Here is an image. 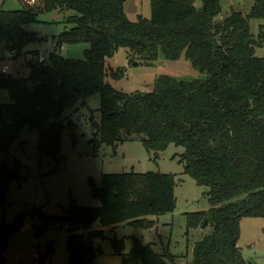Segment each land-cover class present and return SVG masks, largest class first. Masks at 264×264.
Instances as JSON below:
<instances>
[{"label":"trees","instance_id":"1","mask_svg":"<svg viewBox=\"0 0 264 264\" xmlns=\"http://www.w3.org/2000/svg\"><path fill=\"white\" fill-rule=\"evenodd\" d=\"M125 2L41 0L34 6L0 9V44L18 56L38 39L25 25L36 22L41 13L72 11L65 21L71 27L55 36L45 62L29 60L27 76L0 70V89L9 96V102L0 103V205H6L9 182L19 178V172L12 174L19 161L9 165L8 158L22 128L37 129V149L59 166L65 128L71 130L73 144L76 141L73 121L62 119L64 110L78 102L85 106L99 95L100 118H89L94 147L115 145L135 133L155 155L170 144L182 146L179 162L184 172L209 187V209L187 213L186 228L197 229L207 220L213 230L195 243L193 258L186 264H247L238 246L240 221L264 217V57L255 55L264 36L257 42L249 23L250 18L264 19V0H254L246 15L231 10L223 18L221 0H150V16L140 14L135 21L128 18ZM83 42L88 44L83 58L59 52L63 44ZM120 47L147 63L160 54L168 60L184 56L206 77L160 75L151 90L123 92L106 79V60ZM89 182L100 205L71 203L62 215L46 214L42 207L29 213L66 225L68 264H94V241L104 237L103 226L126 222L149 228L155 221L148 215L171 212L176 205L174 173L130 170L103 173L99 186ZM27 215L19 212L6 222L1 214L0 264H6L9 241ZM96 221L101 228L81 231ZM46 227L37 226L35 234ZM112 245L121 254V264H174L178 257L168 250L159 254L137 241L127 253L123 239L114 238ZM53 252L51 242L39 254L38 264Z\"/></svg>","mask_w":264,"mask_h":264},{"label":"rangeland","instance_id":"2","mask_svg":"<svg viewBox=\"0 0 264 264\" xmlns=\"http://www.w3.org/2000/svg\"><path fill=\"white\" fill-rule=\"evenodd\" d=\"M254 0H221L222 10L219 18L227 16L231 10H239L248 14ZM26 6L21 0H0V9H19ZM125 11L129 19L135 21L137 16H150V0H127ZM69 10H54L41 13L34 23L25 25L28 32H34L38 39L29 43L23 52L13 55L0 44V70L7 68L11 75L29 74L28 61L37 62L33 54L48 57L55 47V36L69 29L66 23ZM250 31L255 39L261 41L264 36V19L250 18ZM260 39V40H259ZM263 42V41H262ZM87 43L63 44L59 52L71 58H83ZM255 55L264 57V44L255 46ZM107 80L112 86L126 93L151 90L155 79L160 75H170L176 79L192 80L205 78L206 74L193 68L182 56L177 60H168L160 56L147 63L128 48L120 47L112 57L107 58ZM111 72V73H110ZM116 72L113 77L112 73ZM9 102L8 92L0 89V103ZM100 97L94 95L82 106L80 102L64 110L62 119H71L74 123L75 144L70 135L71 130L65 128L61 139L62 162L58 166L48 157L41 155L37 149L38 131L26 125L17 139L9 148L8 164L14 160L22 164L19 178L11 180L6 191V205H0L4 220L11 222L19 212L28 215L24 226L12 235L4 254L6 264H34L35 254H44L47 245L52 242L54 252L47 256L42 264H68L66 249L67 229L58 222L52 223L39 218L33 208L42 207L46 214L62 215L72 203L82 206H98L100 201L92 195L93 187L89 179L97 186L101 184L103 173H119L135 170L136 172L159 171L174 173L176 178V205L173 211L163 214H151L147 217L155 219L149 228L134 227L126 222L113 226H103L104 237L94 241L96 256L94 264H121V254L114 250V238L124 240L123 253H127L134 242L150 244L152 249L161 254L165 250L175 253L178 257L174 264H186L193 258V248L197 241L213 230L211 226H201L187 231V213L207 210L210 207L207 192L208 186L198 185L195 180L184 172L179 162L182 146L170 144L158 155L148 153L139 134L115 145L102 143L97 147L89 140L93 136L89 118H100ZM3 155H0V160ZM59 167V169H57ZM32 210V211H31ZM47 225L38 235L36 227ZM101 228L98 221L81 231ZM238 246L247 264H264V217L246 216L240 221V237Z\"/></svg>","mask_w":264,"mask_h":264},{"label":"built area","instance_id":"3","mask_svg":"<svg viewBox=\"0 0 264 264\" xmlns=\"http://www.w3.org/2000/svg\"><path fill=\"white\" fill-rule=\"evenodd\" d=\"M24 4L28 5V6H34V5H37L41 0H21ZM12 54L15 56L16 55V52L15 50H12ZM36 60L37 62H45L47 60V57H44L43 55H40L38 54L36 56ZM1 72L4 73V74H8L7 73V68L6 67H3L1 69ZM20 76H23L20 74ZM64 227H66V225H63ZM35 260H34V264H38V261H39V254L36 253L35 254Z\"/></svg>","mask_w":264,"mask_h":264},{"label":"water","instance_id":"4","mask_svg":"<svg viewBox=\"0 0 264 264\" xmlns=\"http://www.w3.org/2000/svg\"><path fill=\"white\" fill-rule=\"evenodd\" d=\"M21 166H22V164H18V165H16V166L13 168V170H12V174H13V176H17V175H18V172L20 171ZM206 223H207V220L204 221L203 226H205Z\"/></svg>","mask_w":264,"mask_h":264},{"label":"crops","instance_id":"5","mask_svg":"<svg viewBox=\"0 0 264 264\" xmlns=\"http://www.w3.org/2000/svg\"><path fill=\"white\" fill-rule=\"evenodd\" d=\"M127 1V0H126ZM126 3V2H125ZM135 171V170H134ZM153 220H155V219H153ZM25 224V223H24ZM66 228V227H65Z\"/></svg>","mask_w":264,"mask_h":264}]
</instances>
